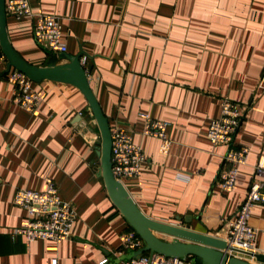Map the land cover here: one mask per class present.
<instances>
[{
    "label": "crops",
    "instance_id": "0c3cea01",
    "mask_svg": "<svg viewBox=\"0 0 264 264\" xmlns=\"http://www.w3.org/2000/svg\"><path fill=\"white\" fill-rule=\"evenodd\" d=\"M30 3L34 11L61 17L67 53L82 54L111 128L127 129L143 147L140 174L123 181L141 210L225 238L222 219L236 218L264 155V0ZM7 30L32 64L42 66L54 53L35 41L31 17L8 15ZM11 69L0 60V264H125L136 257L121 250L130 225L100 174L101 132L85 95L70 83L33 81L44 98L30 112L13 100ZM225 97L243 109L235 142L250 147L230 192L219 184L227 146L208 137ZM142 113L169 122L167 154L158 137L143 134ZM49 178L78 217L60 243L28 241L14 232L26 211L13 197L19 188L45 190ZM252 221L260 227L257 252L264 253V204L253 207Z\"/></svg>",
    "mask_w": 264,
    "mask_h": 264
},
{
    "label": "built area",
    "instance_id": "2783aa9c",
    "mask_svg": "<svg viewBox=\"0 0 264 264\" xmlns=\"http://www.w3.org/2000/svg\"><path fill=\"white\" fill-rule=\"evenodd\" d=\"M8 15L16 18L24 16L33 19L35 41L49 52H67L63 40L61 17L53 13L34 11L30 0H6ZM0 60H7L0 51ZM8 79L14 86L13 100L24 109L33 112L43 101V95L33 86L24 72L13 68ZM145 120L143 134L158 137L161 140L160 152L167 154L172 146L168 135L169 122L142 113ZM243 119V109L234 100L225 97L221 102V115L213 119L208 128V137L214 144L226 145L223 167L219 175V184L225 192L233 191L237 185L239 171L246 164L250 154L247 145L238 146L235 136ZM112 133V171L116 179L137 177L146 155L143 147L133 140L131 133L122 127L114 126ZM256 176L250 184L248 193L236 218L222 219L225 224V238L230 247L244 252H257V239L260 227L252 221V209L256 204H264V155L256 165ZM13 202L26 211V217L15 229V234L24 236L28 241L49 239L60 243L71 236L78 214L75 207L60 195L58 186L49 178L43 191L19 188ZM145 245L144 240L133 229L122 234L121 250L137 251ZM232 255L247 256L239 251H230ZM250 257V256H248ZM253 259V257H251ZM53 264H58L56 261ZM125 264H195L190 256H167L159 252H150L132 257Z\"/></svg>",
    "mask_w": 264,
    "mask_h": 264
},
{
    "label": "water",
    "instance_id": "95a60500",
    "mask_svg": "<svg viewBox=\"0 0 264 264\" xmlns=\"http://www.w3.org/2000/svg\"><path fill=\"white\" fill-rule=\"evenodd\" d=\"M7 18L6 0H0V47L7 57L10 69L11 67L19 69L35 82L53 80L70 83L78 87L85 95L101 132V144L98 149L101 162L100 174L104 178L114 204L145 243L143 248L133 253L136 257L150 251L167 256H190L195 264H253L246 256L230 253V251H239L264 264L263 252L240 251L230 247L218 236L148 217L133 199L124 183L116 179L113 174L111 126L91 88L87 72L81 62L82 54L54 52L44 65L32 64L13 46L7 30ZM62 59L66 62L58 63ZM158 232L166 233L173 239H164L157 234Z\"/></svg>",
    "mask_w": 264,
    "mask_h": 264
},
{
    "label": "trees",
    "instance_id": "16d2710c",
    "mask_svg": "<svg viewBox=\"0 0 264 264\" xmlns=\"http://www.w3.org/2000/svg\"><path fill=\"white\" fill-rule=\"evenodd\" d=\"M129 229H133L131 226H129ZM134 230V229H133ZM150 253V251H147L146 254ZM191 258V257H190Z\"/></svg>",
    "mask_w": 264,
    "mask_h": 264
},
{
    "label": "rangeland",
    "instance_id": "374dc122",
    "mask_svg": "<svg viewBox=\"0 0 264 264\" xmlns=\"http://www.w3.org/2000/svg\"><path fill=\"white\" fill-rule=\"evenodd\" d=\"M215 236V235H214ZM221 238V237H220ZM223 239V238H222Z\"/></svg>",
    "mask_w": 264,
    "mask_h": 264
}]
</instances>
